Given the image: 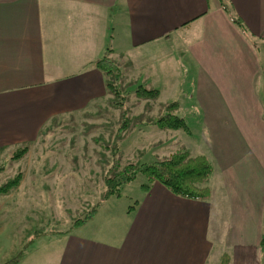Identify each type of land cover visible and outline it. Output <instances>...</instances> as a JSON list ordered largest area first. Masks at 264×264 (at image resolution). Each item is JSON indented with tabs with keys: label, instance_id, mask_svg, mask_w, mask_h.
I'll list each match as a JSON object with an SVG mask.
<instances>
[{
	"label": "crops",
	"instance_id": "obj_1",
	"mask_svg": "<svg viewBox=\"0 0 264 264\" xmlns=\"http://www.w3.org/2000/svg\"><path fill=\"white\" fill-rule=\"evenodd\" d=\"M222 1L228 11L221 0H0V152L102 119L108 77L94 62L108 48L159 104L178 85L200 139L191 154L213 166L205 199L138 182L133 204L111 213V248L64 264H264V0Z\"/></svg>",
	"mask_w": 264,
	"mask_h": 264
},
{
	"label": "rangeland",
	"instance_id": "obj_2",
	"mask_svg": "<svg viewBox=\"0 0 264 264\" xmlns=\"http://www.w3.org/2000/svg\"><path fill=\"white\" fill-rule=\"evenodd\" d=\"M120 81L121 95L117 100L123 102V107L115 106V97L109 94L105 109L100 110L102 119L53 124L37 145L18 160L10 159L14 150L0 152V164L5 168L0 171V185L22 173L19 185L0 195V264L15 257L19 259L17 264H64L77 255H81L80 262H85L83 254L97 246L111 248L112 211L128 209L133 204L132 197L139 194L138 182L145 181L138 176L123 186L119 197L102 199L104 177L113 161L117 160L121 169L128 162H149L180 149L195 156L191 153L200 139L196 138L185 109H177L176 113L184 118L189 134L178 129L180 135L166 133L159 137L154 131L148 133L149 126H157L144 124L163 113L165 102H182L184 96L178 85L174 84L171 91L165 88L159 104L158 99L135 95L137 81L125 80L122 73ZM91 126L94 133L87 134ZM114 140L118 147L115 159L108 147ZM98 202V214L93 219L92 216L72 227ZM33 235L39 236L28 243Z\"/></svg>",
	"mask_w": 264,
	"mask_h": 264
},
{
	"label": "trees",
	"instance_id": "obj_3",
	"mask_svg": "<svg viewBox=\"0 0 264 264\" xmlns=\"http://www.w3.org/2000/svg\"><path fill=\"white\" fill-rule=\"evenodd\" d=\"M221 5L226 11H228L226 4L222 0ZM232 21L238 26H242L237 17L232 16ZM108 52L109 49L107 48L105 54L97 59L94 62V65L108 77L106 86L108 92L115 97V100L113 101L115 106L123 107V102L117 100L121 95V71L118 65L109 57ZM135 95L141 99L155 100L159 96V90L139 84L135 88ZM178 106L177 101L163 104V113L151 119L149 122H144V124L155 125L160 129H181L189 134L190 130L184 118L175 112ZM122 126H124V124H122ZM108 147L111 150V157L115 159L118 148L116 141L114 140ZM27 151V145L17 147L11 153L10 159L18 160L23 157ZM118 168V161L114 160L109 173L104 177L102 199L119 197L123 186L136 181L138 176H143L145 179V181L141 183L143 190H148L150 183L157 181L163 184L173 194L187 198L205 199L210 194V189L206 183L212 173L213 166L207 156L203 154L192 156L185 149H180L164 158L137 164L128 162L124 164L121 169ZM4 169V166L0 164V171H3ZM21 178L22 173L18 172L12 178L6 179L0 185V195L6 194L12 188L18 186ZM98 205L99 202L84 218L77 219L72 227L78 226L89 220L96 212ZM38 236L39 235H33L28 240V243H32ZM20 254L21 253H19V257ZM18 260L19 259H16L15 257L4 264H17ZM219 264H228V259L225 255L220 259Z\"/></svg>",
	"mask_w": 264,
	"mask_h": 264
}]
</instances>
